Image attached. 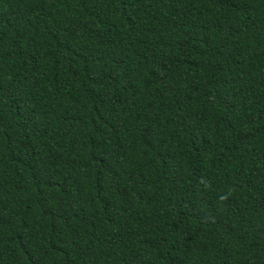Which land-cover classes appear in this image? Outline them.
<instances>
[{
    "label": "trees",
    "instance_id": "obj_1",
    "mask_svg": "<svg viewBox=\"0 0 264 264\" xmlns=\"http://www.w3.org/2000/svg\"><path fill=\"white\" fill-rule=\"evenodd\" d=\"M0 264H264V0H0Z\"/></svg>",
    "mask_w": 264,
    "mask_h": 264
}]
</instances>
